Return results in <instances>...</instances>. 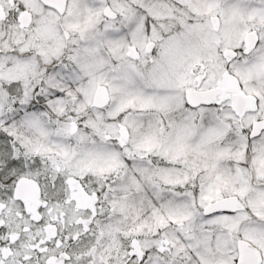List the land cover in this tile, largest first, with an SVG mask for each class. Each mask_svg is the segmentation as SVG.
I'll use <instances>...</instances> for the list:
<instances>
[{
    "label": "snow or ice",
    "instance_id": "obj_1",
    "mask_svg": "<svg viewBox=\"0 0 264 264\" xmlns=\"http://www.w3.org/2000/svg\"><path fill=\"white\" fill-rule=\"evenodd\" d=\"M0 264H264V0H0Z\"/></svg>",
    "mask_w": 264,
    "mask_h": 264
}]
</instances>
